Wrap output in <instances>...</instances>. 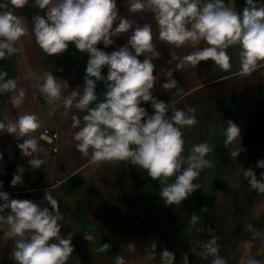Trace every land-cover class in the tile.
I'll use <instances>...</instances> for the list:
<instances>
[{
  "label": "clouds",
  "instance_id": "clouds-1",
  "mask_svg": "<svg viewBox=\"0 0 264 264\" xmlns=\"http://www.w3.org/2000/svg\"><path fill=\"white\" fill-rule=\"evenodd\" d=\"M29 0H6L0 3V60L20 52L17 47L22 37L29 34L25 17L14 14V9L24 8ZM11 6V7H9ZM44 12L31 18V33L35 43L47 55H60L70 44L89 59L85 69L84 87L81 92H68L69 84L50 70L43 71L35 87L47 104L68 110L86 113L82 120L72 115L75 147L91 165L126 162L138 166L160 184L159 196L165 206L179 205L201 188L196 181L204 169L212 167L207 156L213 151L207 141L192 144L186 149L184 128L197 125L196 109L177 107L184 89L179 88L173 78V71L167 70V78L161 87L165 91L175 89L170 101L154 96V89L160 77L155 73L161 53L156 50L152 23L135 25L129 18L119 15L117 0H32V5ZM129 13H150L157 29L158 39L179 49L190 46L188 54L177 57L170 52L171 60H178L176 69L196 68L202 61H212L222 71L232 68L228 49L239 46V75L250 76L258 67L264 66V4L246 0L242 11H237L234 0H127ZM131 34L123 46L112 52L105 48L115 44L114 37ZM143 56V60L140 57ZM107 67V75L102 74ZM63 69H59L62 71ZM29 72L24 78L29 79ZM97 82H103L106 91L104 99L97 101ZM9 96L12 106L19 108L25 101V89L19 88L15 79L8 78L6 71H0V95ZM149 103L153 113L149 114L142 104ZM170 113V115H169ZM223 129L224 147L237 145L230 155L237 158L246 149L241 147V129L232 120L226 121ZM41 128L35 114L20 115L15 121H0V132L14 135L23 142L18 144L28 164L39 170L45 161L39 152L38 138L34 135ZM213 134L215 129H211ZM2 159V156H0ZM256 168L264 169V159L256 162ZM24 168L11 180L12 186L23 183ZM243 179L249 189L264 195V171L259 178L252 168L241 167ZM44 200L50 206H41L31 199L10 198L0 191V231L5 239L14 242L11 253L16 264H67L74 251L71 238L61 235L63 215L59 203L49 190ZM202 213L208 212L202 207ZM201 217L192 214L190 224L195 225ZM245 229L253 239L260 238L252 224ZM209 232L213 230L208 228ZM88 241L94 239L87 235ZM103 243L100 252L109 250ZM130 250L136 245L129 243ZM203 256L214 257L211 264H228L219 255L217 238L204 242ZM156 244L149 247L147 259L155 258ZM161 264H175V253L167 249L160 254ZM115 264H126L123 256L117 255ZM183 264H189L183 256ZM242 264H260L256 258L247 256Z\"/></svg>",
  "mask_w": 264,
  "mask_h": 264
},
{
  "label": "crops",
  "instance_id": "crops-1",
  "mask_svg": "<svg viewBox=\"0 0 264 264\" xmlns=\"http://www.w3.org/2000/svg\"><path fill=\"white\" fill-rule=\"evenodd\" d=\"M6 0H0V3ZM228 0H226V3ZM264 4V0H255ZM236 10L242 11L246 0H234ZM32 5L14 9V14L28 21L29 34L18 42L20 52L0 60V71H6L8 78L17 81L18 89H25L24 103L12 106L9 96L0 95V121H15L20 115H37L41 129L48 128L58 133L57 152L51 153L38 140L36 154L45 163L39 170L28 164L18 147L23 139L0 132V191L10 194V198L31 199L41 206H49L44 200L45 190L59 203L61 235L72 239L74 251L67 264H115L117 255L124 257L126 264H161L160 254L167 249L175 253V264H183V256H188L189 264H211L214 257L204 258L202 244L217 238L219 255L228 264H242L244 257L251 256L264 264V235L253 239L245 229L252 224L257 232L264 234V195L249 189L243 179L241 167L252 168L259 174L264 169L256 168V162L264 159V66L258 67L250 76H240L239 46L228 49L232 68L222 71L212 61H202L196 68L176 69L178 60H171L170 52L182 57L193 50L190 46L179 49L155 39L157 26L150 13H129L127 0H117L119 15L129 18L135 25L152 23L156 50L161 53L155 73L160 77L154 89V96L165 102L170 101L175 89L165 91L161 85L166 82L164 72L173 71L178 87L184 89L177 107L196 109L197 125L184 128L186 149L192 144L207 141L213 151L207 159L212 167L202 171L196 181L201 188L179 205L165 206L159 196L160 184L153 181L147 172L126 162L91 165L88 158L77 151L73 140L77 129L71 127L72 115L81 118L86 113L75 109L65 110L46 103L35 87L40 74L50 70L69 84L68 92L84 87L85 69L89 56L79 52L74 44L60 55L47 56L35 43L31 33L34 15L44 12ZM11 7V6H9ZM131 34L114 37L115 44L105 48L112 52L123 46ZM143 60V56L140 57ZM63 69L59 71V69ZM29 79L24 77L29 73ZM107 75V67L102 70ZM106 91L103 82H97V101L104 99ZM149 114L153 113L149 103L142 104ZM170 115V113H169ZM232 120L241 129V147L246 149L233 159L231 151L237 145L224 147L223 129L226 121ZM215 129V133L211 131ZM38 130V131H39ZM37 131V132H38ZM36 135V133L34 134ZM23 167V183L11 185V180ZM2 203V201H0ZM50 207V206H49ZM202 207L208 212L202 213ZM200 216V221L192 225V214ZM9 214L7 210L0 213ZM211 227L212 232L208 231ZM94 237L88 241L85 236ZM103 243L111 245L104 252L98 251ZM129 243L136 245L130 250ZM152 243L156 244L155 258L146 256ZM14 242L5 239L0 231V264H16L11 257Z\"/></svg>",
  "mask_w": 264,
  "mask_h": 264
},
{
  "label": "built area",
  "instance_id": "built-area-1",
  "mask_svg": "<svg viewBox=\"0 0 264 264\" xmlns=\"http://www.w3.org/2000/svg\"><path fill=\"white\" fill-rule=\"evenodd\" d=\"M36 136L38 140L43 142L44 146L48 151L53 154L57 152L58 133L56 131H52L48 128H43L36 132ZM29 159H31V157Z\"/></svg>",
  "mask_w": 264,
  "mask_h": 264
}]
</instances>
